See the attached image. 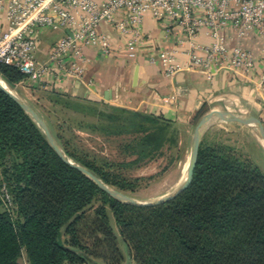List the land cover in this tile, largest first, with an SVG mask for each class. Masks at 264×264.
Segmentation results:
<instances>
[{"label":"trees","instance_id":"trees-1","mask_svg":"<svg viewBox=\"0 0 264 264\" xmlns=\"http://www.w3.org/2000/svg\"><path fill=\"white\" fill-rule=\"evenodd\" d=\"M0 76L13 87L26 78L4 62ZM52 95L66 108L95 117L85 128L131 138L126 151L134 157L121 167L150 161L166 145L178 144V130L162 115ZM77 163L121 191L138 186L91 161ZM4 186L12 204L0 194V264H23V256L28 264H123L120 239L134 264H264V171L223 145H202L192 181L174 198L124 203L66 162L0 86V190ZM96 199L101 205L88 219Z\"/></svg>","mask_w":264,"mask_h":264},{"label":"built area","instance_id":"built-area-1","mask_svg":"<svg viewBox=\"0 0 264 264\" xmlns=\"http://www.w3.org/2000/svg\"><path fill=\"white\" fill-rule=\"evenodd\" d=\"M151 16L177 35L178 45L188 44V62L182 65L177 50L160 49L150 60L160 61L164 72L174 76L187 68L213 77L221 70L250 76L257 65L254 53L241 43L231 47L228 30L239 38L256 32L264 45V0H0V62L18 67L25 83L62 93L65 77L84 80L89 58L86 49L98 47L103 54L114 50L113 37L103 28L108 24L125 42L130 58H136L143 42L150 38L145 19ZM42 29L62 31L46 60L38 54ZM209 37V44L199 38ZM264 83V72L261 75ZM1 197L11 206L4 186Z\"/></svg>","mask_w":264,"mask_h":264},{"label":"crops","instance_id":"crops-1","mask_svg":"<svg viewBox=\"0 0 264 264\" xmlns=\"http://www.w3.org/2000/svg\"><path fill=\"white\" fill-rule=\"evenodd\" d=\"M0 26L7 27V20L3 16H0ZM144 26L151 36L141 44L138 56L130 58L124 40L108 24H104L103 28L113 37L114 50L110 54H103L98 47L87 48L89 62L86 65L84 80L65 77L59 83L63 90L62 94L81 100L100 101L111 106L154 113L172 120L173 127L178 130V144L166 145L160 155L150 160L152 166L164 160L168 164L175 159L174 163L177 162L179 152L193 140L192 130L196 118L200 120L209 112L226 110L249 113L259 117L264 123V83L261 81L264 72V45L256 32H250L242 39L232 30L227 32L231 47L241 43L256 56L257 65L250 76H245L241 72L221 70L213 77H208L197 68H187L174 76H168L161 62L153 63L150 57L155 56L160 49L177 50L179 61L186 65L190 46L178 45L177 35L173 30L159 24L149 15ZM62 35V31L40 30L38 37L42 42L38 56L46 60L52 45ZM199 42L209 44L211 39L202 36ZM15 88L27 100L41 98L38 96V90L41 88L39 85L25 83L22 80ZM45 92L52 94L53 90L46 89ZM216 129L208 130L207 140L214 137ZM226 131L228 139L224 140H250L260 156L257 161L264 164V144L261 141L263 139L253 127L231 124ZM176 152L178 153L175 154ZM166 194L170 193L166 190L161 196ZM122 241L121 239L120 246L125 257L123 264H134L127 244ZM79 264L104 263L99 260Z\"/></svg>","mask_w":264,"mask_h":264},{"label":"rangeland","instance_id":"rangeland-1","mask_svg":"<svg viewBox=\"0 0 264 264\" xmlns=\"http://www.w3.org/2000/svg\"><path fill=\"white\" fill-rule=\"evenodd\" d=\"M39 89L38 96L41 97L39 99L30 101L22 97L38 112L48 126L55 141L61 146L65 154L67 150L72 155L66 154L74 162H78V159L88 160L124 178L137 180L138 186L136 188L122 191L137 202L158 199L164 191L167 190L169 193H172L177 186L179 187L181 185L178 181L181 180L184 173L183 170L187 158L192 155L193 140L185 146L183 151L179 152L178 160L175 163L174 161L176 159L171 164H168L164 160L152 166L150 165V161H146L129 168L121 167V163L131 160L134 157L126 151V145L131 141L130 137L106 136L100 132L85 128V124L96 122L95 117L68 109L63 104L58 103V98L46 93V89L43 87ZM195 121L192 130L193 136L199 122L198 118ZM231 124L239 123L222 122L211 127L210 129L217 128V133H215L214 137H209L211 138L210 140H207V130L202 136L201 147L205 145L211 149L216 146H226L243 161L249 162L251 165L259 167L264 171V164L257 161L260 159V156L257 154L250 140H224L228 139V135L225 132H227L226 129ZM254 130L258 134L256 128ZM261 141L264 144V140ZM100 205L101 201L99 199L94 200L92 205L87 209L86 218L91 219L95 216L96 208ZM109 214L111 224L119 235L114 215L111 211ZM21 262L28 264L25 256L21 258Z\"/></svg>","mask_w":264,"mask_h":264},{"label":"water","instance_id":"water-1","mask_svg":"<svg viewBox=\"0 0 264 264\" xmlns=\"http://www.w3.org/2000/svg\"><path fill=\"white\" fill-rule=\"evenodd\" d=\"M0 86L4 90H6L13 98H15L21 104V106L35 119L38 125L44 130V133L48 141L50 142V144L55 148L58 154L66 162L78 168L85 175H87L90 179H92L100 188H102L107 193H109L110 195L114 196L116 199L124 203H130V204H135V205H154V204H158V203H162L167 200H170L174 198L175 196H177L179 193H181L183 190H185L193 178L194 170H195L198 157H199L202 136L207 130H209L211 127L215 126L218 123L236 122L239 124L254 127L256 128L259 136L264 140V123L259 117L249 114V113H233V112L226 111V110H215V111L209 112L208 114L204 115L199 120L196 126L194 136H193L192 155L190 158V165H189L188 174H187L185 181L175 191H173L170 194H166L164 196H161L158 199H154L150 201L137 202V201L132 200L129 196H127L124 192H122L115 186L110 185L107 182H105L103 179H101L95 173L90 171L84 165L74 162L70 157H68L63 152L61 146L55 141L48 126L46 125L44 120L41 118V116L38 114V112L28 102L22 99L20 96L14 94L10 90H8L6 87H4L1 82H0Z\"/></svg>","mask_w":264,"mask_h":264},{"label":"bare ground","instance_id":"bare-ground-1","mask_svg":"<svg viewBox=\"0 0 264 264\" xmlns=\"http://www.w3.org/2000/svg\"><path fill=\"white\" fill-rule=\"evenodd\" d=\"M0 82L3 84L4 87H6L8 90H10L11 92H13L14 94L20 96L22 99H24L21 94L17 91V89L13 86H11L7 81H5L3 78L0 77ZM190 158L191 157H188L187 160H186V163L184 165V173L182 175V178L180 180V184H182L186 177H187V174H188V169H189V165H190Z\"/></svg>","mask_w":264,"mask_h":264}]
</instances>
